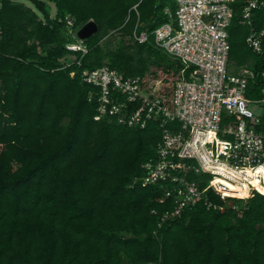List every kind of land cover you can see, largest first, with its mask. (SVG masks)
Wrapping results in <instances>:
<instances>
[{"label":"trees","instance_id":"obj_1","mask_svg":"<svg viewBox=\"0 0 264 264\" xmlns=\"http://www.w3.org/2000/svg\"><path fill=\"white\" fill-rule=\"evenodd\" d=\"M244 2L233 4L228 66L251 67L259 96L264 36L260 53L246 44ZM174 10L173 0H0V264H264V194L209 191L216 207L163 218L174 208L166 185L141 183L159 122L94 118L99 88L82 73L103 65L140 76L171 106L182 64L132 31L151 33ZM90 20L97 31L79 39ZM80 41L85 52L66 47Z\"/></svg>","mask_w":264,"mask_h":264},{"label":"built area","instance_id":"obj_2","mask_svg":"<svg viewBox=\"0 0 264 264\" xmlns=\"http://www.w3.org/2000/svg\"><path fill=\"white\" fill-rule=\"evenodd\" d=\"M235 1L173 0V21L151 33L133 29L137 42H146L151 34L157 48L182 64L170 107L155 94L152 84L141 85L140 76H125L107 65L82 73L86 83L99 88L95 119L114 115L118 122L138 128L151 120L159 122L155 156L142 164L141 183L166 185L164 198H171L174 208L163 218L177 216L201 201L216 207L207 197L209 191L222 200L236 197V191L215 181L216 177L246 184L249 197L255 192L263 194L237 176L244 175L246 167L264 169V71L256 96L250 85L253 69L228 66V27ZM164 10L169 13L167 7ZM259 10L264 12V0H245L240 11V22L249 29L245 42L255 53L261 52L264 36V26L255 23ZM66 23L70 28L73 19L66 17ZM66 47L85 52L81 41ZM259 178L263 183L264 172Z\"/></svg>","mask_w":264,"mask_h":264},{"label":"bare ground","instance_id":"obj_3","mask_svg":"<svg viewBox=\"0 0 264 264\" xmlns=\"http://www.w3.org/2000/svg\"><path fill=\"white\" fill-rule=\"evenodd\" d=\"M242 171L245 174L244 175L237 174V176L238 177L241 176V179L249 180L251 183H253V185L255 187H257V189H259L264 194V182L262 183L260 178H259V174L264 172L263 167L259 166V167L255 168V169H252L250 167H246ZM219 180L224 182V183H226L230 187L231 190L236 191V192H233V193H234V195L237 198H247V197H249L246 184L245 185H239L237 183V185H235L233 183H230L229 181H226L223 178L216 177L215 181H219Z\"/></svg>","mask_w":264,"mask_h":264},{"label":"water","instance_id":"obj_4","mask_svg":"<svg viewBox=\"0 0 264 264\" xmlns=\"http://www.w3.org/2000/svg\"><path fill=\"white\" fill-rule=\"evenodd\" d=\"M97 31V25L93 20L86 22L77 31V37L79 39H85Z\"/></svg>","mask_w":264,"mask_h":264},{"label":"rangeland","instance_id":"obj_5","mask_svg":"<svg viewBox=\"0 0 264 264\" xmlns=\"http://www.w3.org/2000/svg\"><path fill=\"white\" fill-rule=\"evenodd\" d=\"M24 3H26V4H29V5H31L28 1H24ZM115 35V34H114ZM73 57L72 56H69L68 57V59L70 60V59H72ZM251 108H253V109H255L253 106H251ZM233 202L230 200V201H227V204L228 205H231Z\"/></svg>","mask_w":264,"mask_h":264}]
</instances>
